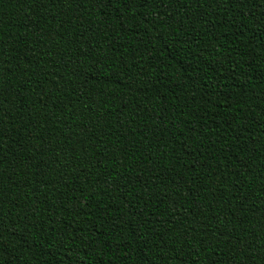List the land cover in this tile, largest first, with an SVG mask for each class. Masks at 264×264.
Wrapping results in <instances>:
<instances>
[{
  "label": "trees",
  "instance_id": "obj_1",
  "mask_svg": "<svg viewBox=\"0 0 264 264\" xmlns=\"http://www.w3.org/2000/svg\"><path fill=\"white\" fill-rule=\"evenodd\" d=\"M0 264H264V0H0Z\"/></svg>",
  "mask_w": 264,
  "mask_h": 264
}]
</instances>
